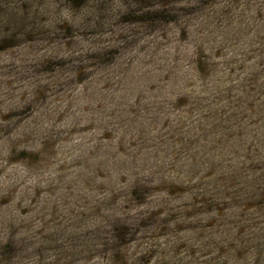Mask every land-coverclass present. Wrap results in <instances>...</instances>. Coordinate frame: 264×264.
<instances>
[{
  "label": "rangeland",
  "instance_id": "1",
  "mask_svg": "<svg viewBox=\"0 0 264 264\" xmlns=\"http://www.w3.org/2000/svg\"><path fill=\"white\" fill-rule=\"evenodd\" d=\"M0 264H264V0H0Z\"/></svg>",
  "mask_w": 264,
  "mask_h": 264
}]
</instances>
